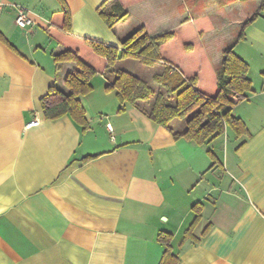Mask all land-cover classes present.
<instances>
[{"label": "crops", "instance_id": "0c3cea01", "mask_svg": "<svg viewBox=\"0 0 264 264\" xmlns=\"http://www.w3.org/2000/svg\"><path fill=\"white\" fill-rule=\"evenodd\" d=\"M64 1L69 29L62 0H0V264H160L168 245L177 264H264V0ZM115 2L130 14L110 27L100 9ZM18 6L33 19L26 27ZM257 11L234 47L252 80L232 106L246 133L227 125L204 144L175 138L140 102L124 107L102 72L81 96L87 129L69 113L45 117L42 97L54 84L68 90L79 69L54 54L84 55L85 39L121 47L140 25L152 36L174 30L161 57L214 94L231 30Z\"/></svg>", "mask_w": 264, "mask_h": 264}, {"label": "trees", "instance_id": "16d2710c", "mask_svg": "<svg viewBox=\"0 0 264 264\" xmlns=\"http://www.w3.org/2000/svg\"><path fill=\"white\" fill-rule=\"evenodd\" d=\"M62 1L64 27L69 29L71 12L65 1ZM263 6L264 1L260 9ZM100 13L110 27L130 14L121 2H115L108 9H100ZM258 14L259 11L246 19L236 40L225 47L217 78L218 89L214 94H207L198 87L197 75L187 77L179 67L176 68L172 63H167L164 71L155 75L154 80L162 84L168 95L159 92L151 109H144L146 114L169 129L175 138L184 137L195 140L199 144H204L224 133L227 125L232 126L238 134L246 133L247 127L244 121L232 114V106L235 102L234 96L240 97L252 90V80L248 77L249 64L235 52L234 47L235 43L244 37L245 27ZM175 35L176 32L173 30L152 36L144 25H140L131 29L120 39L121 47L85 39L91 50L104 58L106 64L102 69L86 60L79 48H68L54 54L56 62L74 61L79 69L68 73L66 77L68 90L54 84L50 87L49 93L42 97L41 103L45 117L55 119L69 113L83 126V129H87L89 122L81 96L92 90L91 80L98 72L110 78V83L106 87L117 90V96L124 107L127 103L139 105L140 101L150 100L155 91L146 79L125 69H117L113 74V68L120 60L126 58H136L146 65H153L159 60H164L160 53L162 46ZM176 118L185 119L186 126L183 131H175L171 127V122ZM209 153L215 161L218 160L213 151L209 150ZM91 157L92 155L86 156L84 159ZM194 208L196 217L188 229L191 233L201 218L202 206L196 204ZM162 239L167 241L164 235ZM178 261L179 258L168 245L160 264H177Z\"/></svg>", "mask_w": 264, "mask_h": 264}, {"label": "rangeland", "instance_id": "374dc122", "mask_svg": "<svg viewBox=\"0 0 264 264\" xmlns=\"http://www.w3.org/2000/svg\"><path fill=\"white\" fill-rule=\"evenodd\" d=\"M238 32L236 31V29H232L231 30V36L229 37V39H227V43L226 44H230L232 42H234L236 36H237ZM83 57L88 60L89 62H92V64L95 63V61L93 60V58L97 57V58H102L101 56L95 54L94 52H92L90 49L88 52H86ZM162 58V57H161ZM165 63L161 62L160 60L157 61L159 63V65L154 66L150 65L151 67H147L145 65H141L139 64L140 61L136 58H126V59H122L120 60L119 64H117L114 68H113V74H115V71L117 69H125L128 70L130 72H133L134 74H137L139 76H141L142 78L146 79L149 84L153 87L155 94L150 98V100L148 101H140L141 106H143L146 110H150L154 100L156 98V95L161 92L165 95H168L166 92V89L162 86V84L155 82L154 77L155 75L161 74L164 71L165 65H167V63H172L176 68H178L179 66L176 65L173 61L168 60L163 58ZM100 66V65H99ZM180 71H182L184 73V75H186L187 77L189 76H193V71H188L187 69H181L179 67ZM178 119V118H176Z\"/></svg>", "mask_w": 264, "mask_h": 264}, {"label": "built area", "instance_id": "2783aa9c", "mask_svg": "<svg viewBox=\"0 0 264 264\" xmlns=\"http://www.w3.org/2000/svg\"><path fill=\"white\" fill-rule=\"evenodd\" d=\"M16 21L21 27H26L33 22L29 10L26 7L18 6V15ZM161 62L165 63L164 60H161ZM39 123L40 119L38 118V116H36L28 125H38Z\"/></svg>", "mask_w": 264, "mask_h": 264}]
</instances>
